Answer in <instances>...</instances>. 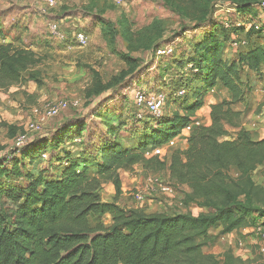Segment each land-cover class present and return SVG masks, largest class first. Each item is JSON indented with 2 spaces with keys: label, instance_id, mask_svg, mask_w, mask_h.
Returning a JSON list of instances; mask_svg holds the SVG:
<instances>
[{
  "label": "trees",
  "instance_id": "obj_1",
  "mask_svg": "<svg viewBox=\"0 0 264 264\" xmlns=\"http://www.w3.org/2000/svg\"><path fill=\"white\" fill-rule=\"evenodd\" d=\"M232 2L239 12L257 16L252 6L262 7L263 1ZM206 26L212 28L195 42L197 56L186 63L193 64L191 75L201 86L183 96L181 112L164 113L146 123L143 137L132 146L118 139L119 128L107 129L96 146L100 162L92 167L82 152L76 156L69 147H61L74 135L82 136L86 124L77 119L57 127L51 138H30L10 155H0V264H206L213 258L205 248L212 241L214 227H222L220 235L229 234L252 226L257 217L264 218V208L253 199L258 188L253 172L264 164V138L253 140L242 123V111L233 108L246 95L244 69L259 72L264 67V45H250L230 59L225 49L232 39L219 24L204 20L200 29ZM262 33V29L248 30L247 37L259 38ZM33 56L24 44L0 45V92L28 80L26 71ZM217 85L227 89L231 99L210 106L211 123L193 126L187 149L175 150L170 161L147 157L148 148L183 132L204 105L208 91ZM110 86L100 85L93 94L103 96ZM227 125L238 129L235 138H227ZM47 151H56L52 153L56 166L50 164L37 173L27 171L24 182L14 183L13 176L21 177L24 160L40 164ZM138 164L147 171L168 169L175 188L189 189L182 203L202 211L198 215L189 211L148 213L121 206L120 169ZM233 169L238 175L231 174ZM106 183L116 189L111 202L101 195ZM105 215L111 216L110 225L103 221Z\"/></svg>",
  "mask_w": 264,
  "mask_h": 264
},
{
  "label": "rangeland",
  "instance_id": "obj_2",
  "mask_svg": "<svg viewBox=\"0 0 264 264\" xmlns=\"http://www.w3.org/2000/svg\"><path fill=\"white\" fill-rule=\"evenodd\" d=\"M10 1L16 4L15 0ZM125 1L126 4L122 5L116 0H58V4L52 8L46 7L42 0H27L26 5L31 7L17 2L15 8L24 15H30L32 21L25 28L21 26V43L14 44L26 45L34 56L26 71L28 80L19 86L18 93L24 97L22 104L12 109L0 102V155H10L16 151L23 134L27 135V141L30 138H51L63 123L72 124L81 119L85 121L86 127L80 139L74 135L61 147L71 149L75 144H80L78 147L82 145V148H77V152H82L86 163L93 167L100 162L96 146L101 136L106 135L107 129L119 128L118 139L132 146L143 137L141 133L146 123L153 120L146 111L143 119L138 115L133 102L134 90L141 88L154 93H166L168 102L165 113L180 108L184 97L176 93L181 88H190L178 67L193 61L190 58L197 56L194 52L195 42L212 28L206 26V29L201 30L204 20L219 24L228 38L238 43L250 40L247 37L248 30L262 29L261 37L256 38L255 43L264 45V8L258 4L264 0L252 6L253 13L258 11L257 16L239 12L232 0ZM21 23L20 20L13 24ZM53 26L57 27L55 32ZM220 31L219 36L222 38ZM78 33L85 35L87 44L76 40ZM2 34L3 30L0 31ZM164 47H172L174 52L168 56L158 55V49ZM226 54L232 53L227 51ZM96 72L99 73L97 77ZM245 77L247 85L246 95L241 100L242 123L252 139L259 140L264 137V68L260 72L246 73ZM27 84L29 89L37 92H26L22 87ZM107 84L111 85L109 91L96 98L93 92L98 91L100 85ZM10 89L0 93H6L11 98L13 94L9 93ZM214 96L220 99V90H216ZM3 99L0 96V100ZM60 100L70 103L78 101L79 106L71 105L67 111L54 118L42 119L33 113L35 108L41 109L46 104ZM101 114L103 118L99 117ZM31 124L36 128L30 129ZM226 127L230 132L227 138H235L238 129L229 125ZM26 140L23 144H26ZM52 153L56 151H47L40 164H37L38 161L31 163L28 159L24 160L21 177L16 180L13 176L14 183H18V180L24 182L23 173L27 171L37 173L55 164ZM16 155L21 158L20 152ZM138 167L142 166L138 164ZM142 169L133 168L129 174L131 177L136 174L148 177L147 170ZM237 173L235 169L231 172L234 176ZM253 179L258 186L253 191L254 202L264 208V164L253 172ZM123 180L130 198L129 205L138 206L132 192L135 189L144 190L129 185L127 175H124ZM145 197L148 202L159 200L155 191L145 194ZM192 208L187 211L196 214L202 211L199 206ZM103 221L111 224L109 219ZM258 227L264 228V218L257 217L252 226L229 234L220 235L222 227H214L210 231L212 241L205 248V252L213 254V258L206 264H264V239L257 231Z\"/></svg>",
  "mask_w": 264,
  "mask_h": 264
},
{
  "label": "crops",
  "instance_id": "obj_3",
  "mask_svg": "<svg viewBox=\"0 0 264 264\" xmlns=\"http://www.w3.org/2000/svg\"><path fill=\"white\" fill-rule=\"evenodd\" d=\"M16 4H13V1L10 0H1V6L2 10H0V31H4V34L0 35V45L2 44H8V43H21V38H20V33L22 32L21 26H24L25 28L28 23H31V17L30 15L26 14L24 15L23 13L19 12L17 8H15V5H17V2H23L25 3L24 6L31 7L30 5H26L27 0H15ZM34 2V1H33ZM32 2V3H33ZM44 11V10H43ZM22 21L21 24L15 25L14 22L16 21ZM10 30L9 32H7ZM231 39V38H230ZM250 40H246L243 43H240V46L233 47L231 44L227 43V47L225 49V56L232 59V58H237L238 52L239 51H244L246 50L250 45L255 44L256 38ZM235 40V39H232ZM230 51L231 55H227L226 52ZM264 68V67H263ZM263 68L261 70H263ZM178 70L182 72L183 79L184 81L189 85V88L195 89L197 87L201 86V82L198 80H195L193 76L191 75V70L188 69V66L184 64L183 66H179ZM256 73L254 71L244 69L243 71V79L244 81L247 82L246 79V73ZM260 72V71H259ZM26 92L30 94V92H37L33 91L35 89H29V84L25 85L22 87ZM216 90H220V99L215 98L214 94L216 93ZM20 92V87H12L9 91V93H12L13 96L10 98L6 93H0V96H3V100H0V102L4 103V107H10L12 109L17 108L22 104L24 101V97ZM231 99V94L230 92L223 88L221 85H217L215 88L211 89L208 91L205 100H204V105L196 112L193 120H196L197 125L199 124H205L209 125L211 123V105L214 103H219L222 102L223 100H230ZM243 104L242 101H239L238 103L233 105V108L238 111H242L243 108H241V105ZM174 111H180V108L175 109ZM169 112V111H168ZM173 111L166 113V114H172ZM190 135V134H189ZM188 135V136H189ZM187 136V137H188ZM187 137H183V139L180 140L181 137H177V148H180L182 150L187 149L188 147V142H187ZM264 138V137H263ZM261 138V139H263ZM80 145V144H78ZM77 144L74 146H71V149H73L74 152H77V148H82L83 146L78 147ZM76 156L81 155L80 152H77L75 154ZM133 168H140V170L143 171L142 167H138V165L134 166H128L125 165L123 168L120 169V175H121V180H122V194L120 195L118 199V203L121 206H127V207H138V206H130V198L127 195L126 187L124 186V175H127L129 177V185L136 186L137 188L143 189L145 192H148V188L151 185V178H160V181L163 184L171 183V177H170V172L168 169H165L163 171H145L148 175V177H142L139 174L132 175V177L129 174V171H131ZM236 170V169H235ZM238 172V171H237ZM144 173V172H143ZM238 174V173H237ZM158 190L161 188L157 186ZM188 187H181V188H175L174 194L172 195L173 197L164 195L163 193H160L157 195L158 201H150L146 202L144 207H142L146 212L148 213H154V212H167V213H174V212H185L187 210H193V206H185L182 203V198H183V193L184 191H188ZM116 194V189L113 183H106L103 185V188L101 190V195L103 197L104 201L111 202L114 200ZM195 215H198L194 212H192ZM104 220L109 219L111 221V216L110 215H105L102 217ZM108 225V224H107Z\"/></svg>",
  "mask_w": 264,
  "mask_h": 264
},
{
  "label": "built area",
  "instance_id": "obj_4",
  "mask_svg": "<svg viewBox=\"0 0 264 264\" xmlns=\"http://www.w3.org/2000/svg\"><path fill=\"white\" fill-rule=\"evenodd\" d=\"M44 5L46 7H55L58 4V0H42ZM119 4H126L125 0H116ZM262 7L264 8V1L262 2ZM54 32L57 30L56 26H53ZM76 40L81 43V44H87V38L85 37L84 34L78 33L76 36ZM233 47H239L240 43L238 41L232 40L231 41V46ZM174 52L172 47H164L163 49L160 48L158 49V55L161 56H168ZM188 69L194 70L193 64L188 65ZM188 90L184 88H181L179 91H177L176 95L179 97L185 96L187 94ZM133 102H134V107L137 110L138 115L140 116L141 119H143L145 116L143 113L146 111L149 113L151 117L158 118L161 115L165 113V107L168 102V95L166 93H154L153 91L145 90V89H137L134 90V95H133ZM78 107L79 102H68L66 100H60L58 102L52 103V104H46L44 105L41 109L35 108L33 110V113L35 115H40L42 119L45 118H54L59 116L62 112L66 111L69 109L70 106ZM194 125H197L196 120H192L186 127L183 129V132L178 136V137H187L191 131ZM30 129L36 128L34 124H31ZM27 138V135L23 134V136L20 137L17 145L22 146ZM27 141V140H26ZM24 145V144H23ZM177 147V137L171 139L167 143L157 146V147H150L146 150L145 155L147 157H152V156H159L162 160H168L171 158V154ZM43 156H46V153L43 154ZM154 178V177H153ZM153 178L151 179V185L148 188V192L145 193V191L135 189L132 192V196L138 203V207L142 208L144 207L145 203L147 202L145 194L150 193L152 191H155L156 194L163 193L164 195L171 196L174 194L175 187L171 183L163 184L160 181V178H155L156 180L153 181ZM157 186L161 187L159 190ZM257 231L261 234V236L264 239V228L263 227H258Z\"/></svg>",
  "mask_w": 264,
  "mask_h": 264
}]
</instances>
